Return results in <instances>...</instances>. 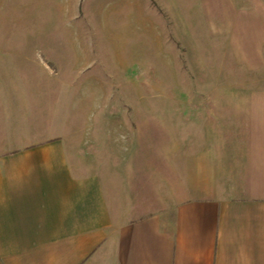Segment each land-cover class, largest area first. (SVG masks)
Wrapping results in <instances>:
<instances>
[{
	"label": "rangeland",
	"instance_id": "374dc122",
	"mask_svg": "<svg viewBox=\"0 0 264 264\" xmlns=\"http://www.w3.org/2000/svg\"><path fill=\"white\" fill-rule=\"evenodd\" d=\"M226 2L0 0V103L133 216L224 196L233 106L264 100V14Z\"/></svg>",
	"mask_w": 264,
	"mask_h": 264
},
{
	"label": "crops",
	"instance_id": "0c3cea01",
	"mask_svg": "<svg viewBox=\"0 0 264 264\" xmlns=\"http://www.w3.org/2000/svg\"><path fill=\"white\" fill-rule=\"evenodd\" d=\"M226 4L264 14V0ZM233 108L244 140L226 173L212 171L226 195L168 196L133 216L110 204L102 177L77 172L64 139L0 103V264H264V100Z\"/></svg>",
	"mask_w": 264,
	"mask_h": 264
}]
</instances>
